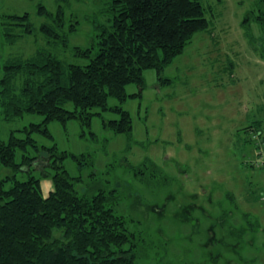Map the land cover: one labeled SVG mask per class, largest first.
Here are the masks:
<instances>
[{
  "label": "rangeland",
  "instance_id": "rangeland-1",
  "mask_svg": "<svg viewBox=\"0 0 264 264\" xmlns=\"http://www.w3.org/2000/svg\"><path fill=\"white\" fill-rule=\"evenodd\" d=\"M109 1L0 0V79L9 61L38 51L86 63L74 47L91 45L95 23H107ZM256 1L202 0L210 25L165 66L167 81L147 69L141 96L132 83L125 101L109 98V106L129 111L130 134L104 126L103 120L120 118L111 109H96L90 126L51 121L53 139L33 134L38 144L68 152L65 167L84 176L81 193L120 185L112 205L137 236L139 264H264V27L254 17L245 22L257 13ZM41 4L53 13L64 9L68 47L51 44L40 31L49 21L38 13ZM26 12L33 33L5 28L7 16ZM74 20L78 29L70 32ZM21 82V75L13 80L17 89ZM43 119L30 112L7 117L0 107V141L13 132L25 137L23 129ZM73 154H91L93 164L80 169ZM13 173L0 163V180ZM41 187L48 195L52 179L43 177Z\"/></svg>",
  "mask_w": 264,
  "mask_h": 264
},
{
  "label": "trees",
  "instance_id": "trees-1",
  "mask_svg": "<svg viewBox=\"0 0 264 264\" xmlns=\"http://www.w3.org/2000/svg\"><path fill=\"white\" fill-rule=\"evenodd\" d=\"M255 4L257 13L249 14L245 22L254 17L264 27V0ZM106 11L107 23H95L91 45L74 47L75 55L86 63H64L50 52L38 51L4 66L0 107L7 117L30 112L44 119L26 126L25 137L13 132L7 142L0 141V163L14 171L0 180V264H139L137 236L126 216L112 205L120 185L109 191L81 193L78 184L84 176H73L65 167L68 152H59L56 144H38L33 134L53 139L51 121L77 120L90 126L94 115L108 109L120 118L103 120L104 126L130 134L129 111L121 105L109 106V98L125 101L132 83L139 86L134 96H141L147 69H156L159 79L167 81L162 76L165 66L210 22L202 0H110ZM38 13L49 19L40 31L50 43L68 47L62 6L53 13L41 4ZM7 18L6 29L23 26V33H33L29 13ZM77 29L74 20L69 31ZM261 44L264 47V38ZM18 75L22 82L17 89L13 80ZM73 158L80 169L93 164L91 154H73ZM19 172L26 178L19 179ZM43 177L54 184L48 195L41 187ZM7 182H11L8 188Z\"/></svg>",
  "mask_w": 264,
  "mask_h": 264
},
{
  "label": "built area",
  "instance_id": "built-area-1",
  "mask_svg": "<svg viewBox=\"0 0 264 264\" xmlns=\"http://www.w3.org/2000/svg\"><path fill=\"white\" fill-rule=\"evenodd\" d=\"M262 153H264V152H261V154H262ZM263 163H264V161H263Z\"/></svg>",
  "mask_w": 264,
  "mask_h": 264
}]
</instances>
